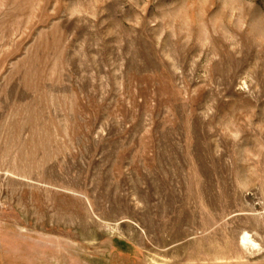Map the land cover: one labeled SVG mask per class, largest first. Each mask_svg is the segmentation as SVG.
<instances>
[{
	"label": "rangeland",
	"instance_id": "obj_1",
	"mask_svg": "<svg viewBox=\"0 0 264 264\" xmlns=\"http://www.w3.org/2000/svg\"><path fill=\"white\" fill-rule=\"evenodd\" d=\"M0 264H264V0H0Z\"/></svg>",
	"mask_w": 264,
	"mask_h": 264
}]
</instances>
